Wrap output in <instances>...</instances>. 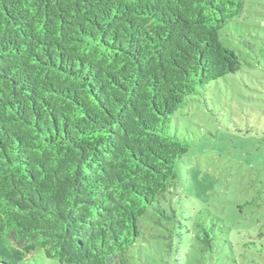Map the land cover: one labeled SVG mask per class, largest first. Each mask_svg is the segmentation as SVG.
Returning a JSON list of instances; mask_svg holds the SVG:
<instances>
[{
	"label": "trees",
	"instance_id": "obj_1",
	"mask_svg": "<svg viewBox=\"0 0 264 264\" xmlns=\"http://www.w3.org/2000/svg\"><path fill=\"white\" fill-rule=\"evenodd\" d=\"M246 1L0 0V264H131L174 215L171 117L240 70L219 32Z\"/></svg>",
	"mask_w": 264,
	"mask_h": 264
},
{
	"label": "rangeland",
	"instance_id": "obj_2",
	"mask_svg": "<svg viewBox=\"0 0 264 264\" xmlns=\"http://www.w3.org/2000/svg\"><path fill=\"white\" fill-rule=\"evenodd\" d=\"M219 37L240 70L172 115V132L191 145L163 204L174 215L142 220L131 264H264V0H247ZM22 264L61 263L38 251Z\"/></svg>",
	"mask_w": 264,
	"mask_h": 264
}]
</instances>
